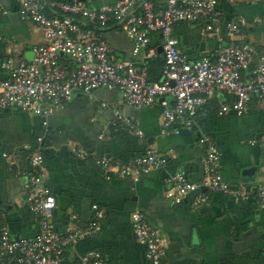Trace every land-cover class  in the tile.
I'll return each instance as SVG.
<instances>
[{
  "label": "crops",
  "instance_id": "crops-1",
  "mask_svg": "<svg viewBox=\"0 0 264 264\" xmlns=\"http://www.w3.org/2000/svg\"><path fill=\"white\" fill-rule=\"evenodd\" d=\"M118 0H92L91 7L112 6ZM157 11L167 0H152ZM7 14L0 18V82L8 74L2 65L14 58L32 63L33 49L44 43L42 31L19 16L14 0H0ZM221 15L218 32L202 33L203 24H178L175 36L189 61L215 57L229 44L227 25L238 18L246 20L241 40L257 52L247 78L264 62V0H216ZM112 57L131 60L134 43L119 28L102 31ZM161 43V42H160ZM158 36L150 41L157 55L149 61V80H163L164 65ZM21 55L14 56L13 50ZM147 53H139L138 59ZM236 98L227 92L214 91L206 105L198 110L192 131L164 133L160 102L150 107L123 106L117 91L103 88L92 95L76 92L68 105L43 119L18 110H0V213L13 239L34 238L39 220L31 212L24 190L26 174L31 169L26 146L35 147L42 139L46 183L56 198L53 225L62 234L71 229L87 230L96 221L93 206L103 213L100 225L92 234L67 250L63 264H78L84 255L98 253L104 264H150L145 248L133 236L131 214L140 210L161 234L168 264H264V206L256 196L264 188V101L251 98L243 115L230 111L219 114L220 107H231ZM106 105L107 107H104ZM121 107L142 134L123 124L114 125V108ZM208 136L216 142L222 159V178L232 187L240 184L251 191L248 201H236L217 192L200 210L191 207L197 193L181 202L167 196L168 178L183 171L193 183L204 173V149L199 139ZM149 148L167 159L164 170H154L138 178L117 174L109 179L95 161L110 160L113 172ZM78 151L88 154L79 156ZM6 155V156H5ZM206 192V191H204ZM77 220H71V216Z\"/></svg>",
  "mask_w": 264,
  "mask_h": 264
},
{
  "label": "built area",
  "instance_id": "built-area-1",
  "mask_svg": "<svg viewBox=\"0 0 264 264\" xmlns=\"http://www.w3.org/2000/svg\"><path fill=\"white\" fill-rule=\"evenodd\" d=\"M19 6V16L32 23L43 33L44 43L34 49L32 63L14 65L9 58L2 69L8 77L0 82V110H18L47 119L71 102L76 92L85 95L100 88L117 91L123 106L144 108L160 102L163 111L164 133L179 134L182 129L192 131L196 126L198 110L206 105L214 91L235 96L234 104L222 105L219 114L230 111L243 115L251 98L264 101V62L245 78L257 55L256 49L240 38L246 26L244 18L227 25L229 44L215 57H203L189 61L180 49L175 36V25L188 22L203 24L202 33L218 32L221 15L215 8L216 0H167L165 8L157 11L152 0H118L112 6L91 7L92 0H70L56 3L53 0H14ZM56 11L48 14L47 7ZM7 11L0 5V18ZM119 28L134 43L131 60L118 61L112 57L108 42L102 37L104 30ZM161 39L160 48L164 60L163 80H149V61L157 55L150 48L153 35ZM147 53L138 59L141 51ZM14 56L21 55L13 50ZM104 107H107L104 105ZM114 125L123 124L136 134H142L132 120H127L121 107L114 108ZM42 139L35 147L26 146L31 169L26 174L24 190L31 212L38 218L39 230L34 238L13 239L0 213V264H61L67 250L75 247L85 236L94 233L103 213L95 205L96 221L81 231L71 229L59 233L53 225L56 198L46 183ZM204 149V173L199 183L191 182L178 170L168 178L167 196L181 202L197 193L191 207L200 210L208 203V193H223L236 201H248L252 193L242 184L232 187L222 178V159L216 142L208 136L199 139ZM79 156L86 157L84 151ZM6 156V155H5ZM109 179L117 174L125 178H138L154 170H164L167 159L149 148L143 155L131 159L118 172H113L110 160L95 161ZM202 188L206 192L202 191ZM257 201L264 206V188L256 191ZM76 221L77 216H71ZM132 231L136 241L146 250L150 264H168L164 241L160 232L151 225L140 210L131 214ZM78 264H104L98 253L84 255Z\"/></svg>",
  "mask_w": 264,
  "mask_h": 264
},
{
  "label": "trees",
  "instance_id": "trees-1",
  "mask_svg": "<svg viewBox=\"0 0 264 264\" xmlns=\"http://www.w3.org/2000/svg\"><path fill=\"white\" fill-rule=\"evenodd\" d=\"M53 1L56 2V3H59V2H70V0H53ZM46 11H47V13L50 14V15L53 14V13H55V11L57 12V10H55L54 8H52V7H50V6L46 8ZM57 13H58L59 15H62V13H60V12H57ZM182 23H188V22H180V23H178V24H182ZM178 24L175 25V28H176V26H177ZM112 28L115 29V28H117V27H112ZM158 39H159V43H160V42H161V39H160L159 36H158ZM5 80H6V79H5ZM5 80H4V81H5ZM197 115H198V113H197ZM132 159H133V158H132ZM130 160H131V159H130ZM130 160H129V161H130Z\"/></svg>",
  "mask_w": 264,
  "mask_h": 264
},
{
  "label": "water",
  "instance_id": "water-1",
  "mask_svg": "<svg viewBox=\"0 0 264 264\" xmlns=\"http://www.w3.org/2000/svg\"><path fill=\"white\" fill-rule=\"evenodd\" d=\"M161 51V50H160ZM202 191H205V189L204 188H202ZM61 264H63V263H61Z\"/></svg>",
  "mask_w": 264,
  "mask_h": 264
}]
</instances>
